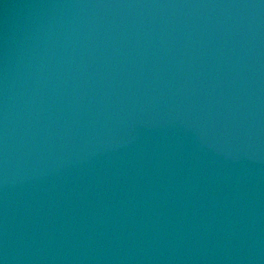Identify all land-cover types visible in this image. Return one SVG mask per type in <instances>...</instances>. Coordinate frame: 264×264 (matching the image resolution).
Listing matches in <instances>:
<instances>
[{
	"label": "water",
	"instance_id": "water-1",
	"mask_svg": "<svg viewBox=\"0 0 264 264\" xmlns=\"http://www.w3.org/2000/svg\"><path fill=\"white\" fill-rule=\"evenodd\" d=\"M0 264H264V0H0Z\"/></svg>",
	"mask_w": 264,
	"mask_h": 264
}]
</instances>
